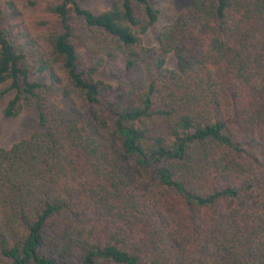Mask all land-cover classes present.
Wrapping results in <instances>:
<instances>
[{
  "label": "trees",
  "instance_id": "obj_1",
  "mask_svg": "<svg viewBox=\"0 0 264 264\" xmlns=\"http://www.w3.org/2000/svg\"><path fill=\"white\" fill-rule=\"evenodd\" d=\"M81 1L0 0V264H264V0Z\"/></svg>",
  "mask_w": 264,
  "mask_h": 264
},
{
  "label": "rangeland",
  "instance_id": "obj_2",
  "mask_svg": "<svg viewBox=\"0 0 264 264\" xmlns=\"http://www.w3.org/2000/svg\"><path fill=\"white\" fill-rule=\"evenodd\" d=\"M151 4L158 9V19L142 35L144 45H153L157 43V34L160 29L172 22L178 13L189 3V0H149ZM112 0H82L83 7L93 11L100 12L111 6ZM175 58L172 53L167 56V65L173 67ZM6 85H0V91ZM10 97V93L0 94V145L9 147L12 143L27 137L36 127L37 110L34 105L24 104L20 113L13 117L4 115V106Z\"/></svg>",
  "mask_w": 264,
  "mask_h": 264
}]
</instances>
